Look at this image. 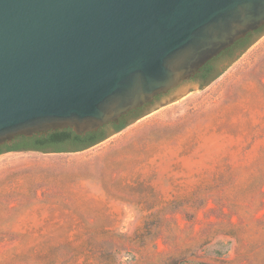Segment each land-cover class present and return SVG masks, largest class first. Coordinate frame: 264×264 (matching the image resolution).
I'll list each match as a JSON object with an SVG mask.
<instances>
[{"label":"rangeland","instance_id":"obj_1","mask_svg":"<svg viewBox=\"0 0 264 264\" xmlns=\"http://www.w3.org/2000/svg\"><path fill=\"white\" fill-rule=\"evenodd\" d=\"M0 264H264V33L89 149L0 155Z\"/></svg>","mask_w":264,"mask_h":264},{"label":"water","instance_id":"obj_2","mask_svg":"<svg viewBox=\"0 0 264 264\" xmlns=\"http://www.w3.org/2000/svg\"><path fill=\"white\" fill-rule=\"evenodd\" d=\"M262 26L264 0H0V146L85 136L148 104L127 128L212 85L260 35L192 79Z\"/></svg>","mask_w":264,"mask_h":264},{"label":"trees","instance_id":"obj_3","mask_svg":"<svg viewBox=\"0 0 264 264\" xmlns=\"http://www.w3.org/2000/svg\"><path fill=\"white\" fill-rule=\"evenodd\" d=\"M253 42L251 33H249L244 39L237 41L232 47L222 52L217 57L209 61L197 74L192 81H196L200 74H207L214 69V63L225 56H228L235 52L238 48L243 50L247 48ZM145 110V107L138 108L131 111L126 116L122 117L121 125L116 128V132L123 130L126 127L129 117L137 118ZM93 133H88L86 136H77L72 129H65L63 131L50 132L48 135H35L32 138L16 137L14 142L15 146L12 147H0V155L4 153L16 152V151H37L40 153H71L80 152L89 149L99 142L103 141L105 136L98 138L97 140L90 142L87 145H82L86 140L93 138Z\"/></svg>","mask_w":264,"mask_h":264},{"label":"flooded vegetation","instance_id":"obj_4","mask_svg":"<svg viewBox=\"0 0 264 264\" xmlns=\"http://www.w3.org/2000/svg\"><path fill=\"white\" fill-rule=\"evenodd\" d=\"M263 32H264V26H262L261 28H259L258 30L254 31V32H251V38H252V40L255 39L256 37H258L259 35H261ZM237 50L240 51V48H238ZM237 50H235V52H236ZM235 52H234V53H235ZM234 53H232V54H230V55H228V56H225L224 58H231V57L234 55ZM212 73H213V70H211V71H210L209 73H207V74H203V75L200 74V76H199L198 79L196 80V83H197V84H203V83L209 81L210 78L212 77ZM161 97H162V95L157 96L154 100H156V99H160ZM153 102H154V101H153ZM151 103H152V102H151ZM149 104H150V103H149ZM147 106H148V104L145 105L144 107L146 108ZM130 118H133V117H129L128 120H129ZM121 122H122V120L120 119L117 123H112V124H108V125H105V126L101 127L98 131L93 132V134H94L93 138H90V139L86 140L84 143H82V145H87V144H89L90 142H93V141L97 140L98 138H100V137L106 135L107 132L110 131V130H112V131H116V128H117L118 126L121 125ZM86 135H88V134H86ZM86 135H85V136H86ZM15 144H16V143H15L14 140H13L11 143L5 144V145L0 146V147H12V146H15Z\"/></svg>","mask_w":264,"mask_h":264}]
</instances>
